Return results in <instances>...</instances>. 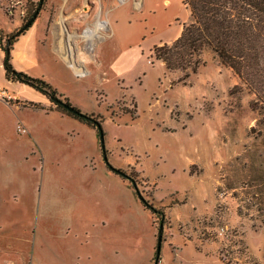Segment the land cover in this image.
<instances>
[{
  "label": "rangeland",
  "instance_id": "374dc122",
  "mask_svg": "<svg viewBox=\"0 0 264 264\" xmlns=\"http://www.w3.org/2000/svg\"><path fill=\"white\" fill-rule=\"evenodd\" d=\"M73 1L81 6L77 19L86 26L93 23L99 0ZM85 14L90 16L86 19ZM143 49L138 66L120 83L99 84L81 68L76 72L82 75L66 68L59 77L67 81L70 99H59L84 114L102 117L107 162L128 175L142 197L162 206L177 203L171 193L197 183L187 170L201 176L206 196L208 183L216 191L232 193L240 224L220 218H206L204 224L210 230L222 225L232 229L228 244L237 260L230 264H256L240 230L246 226L257 235L262 231L263 238L255 239L264 247V124L260 112L250 106L254 94L208 49L200 56L203 65L183 88L174 84L180 72L165 71L153 52L148 55ZM125 111L135 112L136 118ZM22 117L33 118L30 113ZM24 129L16 127L14 136L11 119L0 127V264H153L155 248L149 259L147 242L158 220L142 207L135 191L132 197L123 195L120 183H130L107 169L99 138L98 153L89 138L49 140L41 134L37 139L43 156L25 157L30 142ZM190 160L205 163L185 171ZM101 190L105 197L100 202L96 194ZM215 209L220 215L226 211L219 203ZM174 230L165 219V236ZM87 231L92 234L85 245ZM207 234L204 229L201 237L213 241ZM253 247L260 255L256 243ZM170 252L163 238L162 264H172Z\"/></svg>",
  "mask_w": 264,
  "mask_h": 264
},
{
  "label": "crops",
  "instance_id": "0c3cea01",
  "mask_svg": "<svg viewBox=\"0 0 264 264\" xmlns=\"http://www.w3.org/2000/svg\"><path fill=\"white\" fill-rule=\"evenodd\" d=\"M80 7L73 0H44L34 22L15 40L10 52V63L15 71L44 80L67 99H70L65 89L67 81H62L59 77L66 68L75 75H82L81 71L76 72L81 68L83 74L93 76L99 84L109 80L120 83L125 73L138 66V61L143 56V48H146L147 54L150 55L154 47L171 44L180 36L183 25L188 23L190 18V12L183 0H129L124 3L119 0H99L94 22L86 26L85 22L77 19ZM89 16L84 15L86 19ZM83 27L84 31L78 34L77 30ZM18 28L17 19L8 20L0 11L1 35L9 34ZM90 30L95 31L91 38L88 36L89 32L87 33ZM92 57L95 59L92 60ZM3 58L4 52L0 48V88L5 90L12 100L11 103L0 100V127L3 120L11 119V131L14 136L17 126L26 128L25 135L30 147L25 157L36 154L38 158L43 156L37 139L41 134L46 135L44 139L49 140L57 136H69L72 140L71 138L77 135L79 138H89L97 147L94 130L59 114L54 105L38 91L16 81L6 80ZM83 63L85 64L81 65ZM178 86L175 87H184ZM23 113H30L33 118L26 121L22 117ZM204 163L190 160L185 171L194 165L204 166ZM186 172L189 177L197 179V183L173 191L171 194L178 197L177 203L170 205V202H166L162 206L153 198V203L163 210L166 219L175 227V230L166 236L163 231V238L171 251L172 264H226L219 257L221 243L201 237L203 230L208 231L210 228L204 221L206 218L211 221L220 218L233 221L236 225L240 224L241 218L235 215L232 202L231 205L227 202L229 208L220 215L215 209L219 202L215 186L208 183L210 192L206 196L204 183L199 179L201 176L195 177L190 175L188 170ZM120 184L125 191L123 195L132 197L135 190L126 183ZM96 195L101 202L104 200L105 191L101 190ZM171 229L170 227L167 230ZM241 229L249 257L256 264H264V247H260L262 241L255 239L263 238L262 231L257 235L256 231L246 226H240ZM155 231L156 229L152 231L151 239L147 242L149 259L153 256L156 245ZM91 234L92 232L88 231L84 233L85 245L86 242L88 244ZM207 236H210L209 233ZM255 243L260 255H256L252 250ZM230 246L233 253L232 245ZM234 255H230L231 260H237ZM159 264H162L161 259Z\"/></svg>",
  "mask_w": 264,
  "mask_h": 264
},
{
  "label": "trees",
  "instance_id": "16d2710c",
  "mask_svg": "<svg viewBox=\"0 0 264 264\" xmlns=\"http://www.w3.org/2000/svg\"><path fill=\"white\" fill-rule=\"evenodd\" d=\"M183 4L190 12L188 23L183 25L180 36L171 44L154 47L153 57L163 64L165 71L180 72L181 76L174 84L185 86L190 75H195L198 68L203 65L200 56L204 50L208 49L221 65L229 68L242 85L254 94L255 99L250 106L252 110L260 112L259 122L264 124V0H183ZM38 6L39 0L30 2L26 18L20 27L9 34L1 35L0 33V48L4 52L2 65L5 79L16 81L38 91L54 104L57 111L92 128L99 138L100 134L104 135L101 116L80 112L67 101L60 100L62 95L58 94L50 84L40 78L15 71L10 63L12 45L31 26L25 27V24ZM63 105L72 107L73 111H68ZM125 112L132 120L136 118L135 112L134 114L130 111ZM103 162L107 169L118 175L120 179L129 181L142 207L158 220L155 227L156 237L162 236V241L166 219L163 210L154 206L152 200L142 197L133 185L135 182L123 171L118 169L124 173L119 175L111 169L107 161L103 160ZM220 253L221 251L219 257ZM155 258L154 254V260ZM159 262L160 257L157 258L156 264Z\"/></svg>",
  "mask_w": 264,
  "mask_h": 264
},
{
  "label": "built area",
  "instance_id": "2783aa9c",
  "mask_svg": "<svg viewBox=\"0 0 264 264\" xmlns=\"http://www.w3.org/2000/svg\"><path fill=\"white\" fill-rule=\"evenodd\" d=\"M34 1L35 0H0V11L8 20L17 19L20 23H22V21L26 18L29 3ZM0 100L6 103H11L12 98L5 90L0 88ZM17 129L20 132H25V129L21 126H17ZM217 193L219 198V207H225L226 209L228 199L230 202L237 205L236 199L233 197L232 193H226V191L219 192L218 190ZM231 230L226 225H222L207 231L214 240L221 243L220 259L226 264L230 263L231 260V246L228 244V240L233 234V231Z\"/></svg>",
  "mask_w": 264,
  "mask_h": 264
},
{
  "label": "water",
  "instance_id": "95a60500",
  "mask_svg": "<svg viewBox=\"0 0 264 264\" xmlns=\"http://www.w3.org/2000/svg\"><path fill=\"white\" fill-rule=\"evenodd\" d=\"M42 2H43V0H39V6L35 10V12L32 15V17L27 21V23L25 24V27L31 25L34 22L39 10L41 9ZM56 102H58V99H56ZM63 107L66 108L68 111H73L72 107H70L68 105H63ZM99 143H100V148L102 149V158H103L104 161H107L106 154H105V151H104V136L102 134L99 135ZM111 169L113 171L117 172L119 175H124V173L121 172L120 170H118L117 168H114V167L111 166ZM133 185L136 187L135 183H133ZM161 239H162V236H158L157 237L156 246H155L156 258L154 260V264H156L157 258L159 257V254H160Z\"/></svg>",
  "mask_w": 264,
  "mask_h": 264
},
{
  "label": "bare ground",
  "instance_id": "6f19581e",
  "mask_svg": "<svg viewBox=\"0 0 264 264\" xmlns=\"http://www.w3.org/2000/svg\"><path fill=\"white\" fill-rule=\"evenodd\" d=\"M104 25V24H103ZM94 27V26H93ZM93 29V28H92ZM98 30H100V29H98ZM89 32V34H88V36L91 38V37H93L94 36V34H95V31L93 30V31H87V33ZM100 35V34H99ZM78 43V42H77ZM70 45V44H69ZM71 47V46H70ZM81 47V46H80ZM83 49V48H82ZM81 49V50H82ZM86 50V49H85ZM69 51V50H68ZM86 53V52H85ZM81 56V55H80ZM86 56V55H85ZM84 56V57H85ZM82 57H83V55H82ZM89 58V57H88Z\"/></svg>",
  "mask_w": 264,
  "mask_h": 264
}]
</instances>
